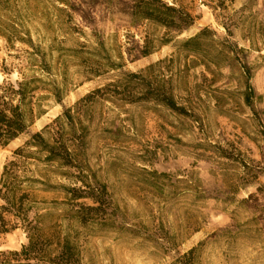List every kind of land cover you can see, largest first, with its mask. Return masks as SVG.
Here are the masks:
<instances>
[{
    "label": "rangeland",
    "instance_id": "374dc122",
    "mask_svg": "<svg viewBox=\"0 0 264 264\" xmlns=\"http://www.w3.org/2000/svg\"><path fill=\"white\" fill-rule=\"evenodd\" d=\"M163 1L194 18L176 40L208 28L215 33L204 41L210 53L226 41L242 49L237 59L220 69L210 65L214 75L205 73V82L192 55L177 56L175 43L159 46L164 29L130 24L128 0H12L4 13L13 27L10 43L0 38V66L12 68L8 80L25 72L29 44L52 68L48 79L60 82L66 74L67 80L62 102L48 101L28 134L96 88L117 82V91L110 87L83 109L84 128L74 140L88 168L79 178L103 204L69 202L65 187L89 189L49 173L50 191H39L42 185L30 191L36 197L30 218L37 215L32 225L53 236L46 241L51 249L11 255L27 245L17 229L0 236V264H264V0ZM145 38L156 48L141 57ZM159 61L152 77L166 83L186 113L135 95L147 81L130 74ZM242 66L255 92L251 107L240 97ZM25 140L0 150V176ZM45 167L30 160L28 176L39 179L33 171ZM56 238L70 248L51 262Z\"/></svg>",
    "mask_w": 264,
    "mask_h": 264
},
{
    "label": "trees",
    "instance_id": "16d2710c",
    "mask_svg": "<svg viewBox=\"0 0 264 264\" xmlns=\"http://www.w3.org/2000/svg\"><path fill=\"white\" fill-rule=\"evenodd\" d=\"M220 5L224 7V3L220 2ZM11 6L12 0H0V38L6 43H10L8 35L12 33L13 27L7 22L4 13H8ZM127 10L131 25L148 22L157 28L164 29L166 32L159 40V46L175 43L177 56L182 53L187 56L192 55L194 57L192 62L204 68L201 77L205 82L208 81L205 73L214 75V72L210 70V65L220 69L232 60H236L237 52L242 51L237 48L236 44H227L223 41L217 48L211 47L213 51L211 54L204 41L215 36V33L208 28H203L186 39L176 40L194 24V18L183 9L168 5L163 0H128ZM153 43L152 39H144L141 50H139L141 57L154 52L156 46H153ZM29 45L32 52L29 53L25 72H19L17 80L13 82L8 80V76L12 74V68H8L5 63L0 66V74L4 77L0 82V150L19 137L26 136L23 145L14 150L11 159L3 166L0 176V201L2 202L0 205V236L21 229L27 238V245L23 246L19 253L10 252L11 255L17 257L23 255L31 257L32 254L43 253L52 247L50 244L46 245V241L53 236H48V233L32 225L37 221V215L33 219L30 218L33 211L32 205L36 200L30 191L35 190L39 185L44 186L39 191H50L45 187L49 181V173L74 178L75 184L79 182L81 186L89 189L85 192L81 188L65 187L64 197L69 202L75 203L80 199H89L94 204H103L100 193L94 191L92 184L79 178L84 171H88V168L82 167L83 158L74 148V140L79 130L84 128L83 120L80 118L83 109L90 108L95 99L100 98L103 92L110 87L117 91V82L96 88L71 108L65 109L50 125H46L38 132L28 134V130L46 113L45 107L48 101L55 104L62 102L67 83L66 74L60 76V82L48 79L52 68L42 57L41 52L31 44ZM161 63L159 61L148 66L144 71L130 74L133 79H141L144 76L147 81L146 84L136 86L135 95H139L138 99L142 101L155 102L178 114L186 113L185 107L178 106L173 93L166 89V83L158 82L152 77L155 68ZM116 69V67L112 68V70ZM248 75L247 68L242 66V76L246 81L240 97L244 106L251 107V99L255 92L248 82ZM212 80L214 81V78ZM30 160L34 161L36 167L41 164L46 166L43 173L38 170L33 171L39 179L28 176V173H32L28 170ZM51 166L55 167V171L47 170ZM97 208L89 207L88 209L96 211ZM54 245L57 255L54 260H50L51 262L67 256L70 248L67 239L59 241V238H56Z\"/></svg>",
    "mask_w": 264,
    "mask_h": 264
}]
</instances>
